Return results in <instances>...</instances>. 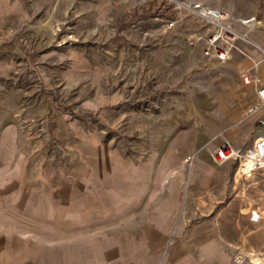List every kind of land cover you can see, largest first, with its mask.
Instances as JSON below:
<instances>
[{
  "label": "crops",
  "instance_id": "0c3cea01",
  "mask_svg": "<svg viewBox=\"0 0 264 264\" xmlns=\"http://www.w3.org/2000/svg\"><path fill=\"white\" fill-rule=\"evenodd\" d=\"M92 1L0 0V264H234L189 223L202 206L191 207L179 161L132 156L80 122L79 104L100 102L73 90L95 70L76 25H104L111 8ZM102 57L110 70V48Z\"/></svg>",
  "mask_w": 264,
  "mask_h": 264
},
{
  "label": "rangeland",
  "instance_id": "374dc122",
  "mask_svg": "<svg viewBox=\"0 0 264 264\" xmlns=\"http://www.w3.org/2000/svg\"><path fill=\"white\" fill-rule=\"evenodd\" d=\"M192 1L253 19L250 37L259 47L246 45L256 66L238 51L234 64L204 58L199 47L189 44L188 36L205 28L181 5L110 0L107 23L88 18L76 25L77 48L95 60V70L80 71L73 90L79 103L87 97L100 102L89 108L79 104L80 122L87 118L89 127L104 129V139L132 156L156 151L159 159L166 153L169 160L179 161L175 175L185 178L188 193L198 194L199 204L192 200L191 207L202 206L190 217L191 226L201 225L195 234L220 240L232 252L233 263L241 254L242 264H254L251 252L264 263V168L244 173L233 162L215 163L209 156V149L223 137L244 149L264 121V106L247 116L258 98L254 86L241 78L252 70L264 82V0ZM102 26L110 28L109 41L106 34H99ZM109 48L110 70L103 71L102 55ZM240 59L248 67H242ZM110 94L122 100L104 104L103 97ZM252 206L262 211L259 222L248 219Z\"/></svg>",
  "mask_w": 264,
  "mask_h": 264
},
{
  "label": "built area",
  "instance_id": "2783aa9c",
  "mask_svg": "<svg viewBox=\"0 0 264 264\" xmlns=\"http://www.w3.org/2000/svg\"><path fill=\"white\" fill-rule=\"evenodd\" d=\"M163 1L186 8L195 21L205 28L203 33L197 31L189 35L188 40L193 48L199 47L201 55L208 60L225 62L235 51L252 59L246 51L245 45L254 44L259 47L257 42L250 37V31L255 28L252 18H240L235 16L232 11L212 7L199 1ZM171 25L172 23L168 24V26ZM261 50L264 52L262 48ZM252 62L253 66H256L257 62L253 59ZM241 78L245 84L254 86L258 98L255 105L249 108L248 113L260 110L264 106V84L258 81L252 70L242 73ZM209 156L215 163L236 162L237 170L244 161L250 162L251 170L264 168V121L249 145L244 149L235 147L229 139L223 137L213 149H209ZM261 212L259 206H252L247 213L249 221L259 222L262 219ZM243 261L244 257L241 254L234 258L235 264H242Z\"/></svg>",
  "mask_w": 264,
  "mask_h": 264
},
{
  "label": "bare ground",
  "instance_id": "6f19581e",
  "mask_svg": "<svg viewBox=\"0 0 264 264\" xmlns=\"http://www.w3.org/2000/svg\"><path fill=\"white\" fill-rule=\"evenodd\" d=\"M252 23H254L253 20H252ZM255 25H256V22H255ZM239 168H240L241 172H244V173H248L252 169L249 161L242 162V164L239 166ZM239 171H238V175H239ZM251 257H252V260L254 261V263H260L261 262V257L258 256L257 254L255 255V254H252V252H251Z\"/></svg>",
  "mask_w": 264,
  "mask_h": 264
},
{
  "label": "trees",
  "instance_id": "16d2710c",
  "mask_svg": "<svg viewBox=\"0 0 264 264\" xmlns=\"http://www.w3.org/2000/svg\"><path fill=\"white\" fill-rule=\"evenodd\" d=\"M234 164H235V165H237V163H236V162H235Z\"/></svg>",
  "mask_w": 264,
  "mask_h": 264
}]
</instances>
